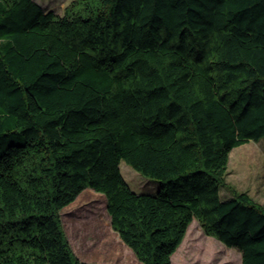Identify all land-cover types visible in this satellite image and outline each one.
<instances>
[{"label":"trees","instance_id":"obj_1","mask_svg":"<svg viewBox=\"0 0 264 264\" xmlns=\"http://www.w3.org/2000/svg\"><path fill=\"white\" fill-rule=\"evenodd\" d=\"M262 138L264 0H0V264H86L60 213L87 189L142 264H172L194 220L264 264V200L220 198Z\"/></svg>","mask_w":264,"mask_h":264},{"label":"rangeland","instance_id":"obj_2","mask_svg":"<svg viewBox=\"0 0 264 264\" xmlns=\"http://www.w3.org/2000/svg\"><path fill=\"white\" fill-rule=\"evenodd\" d=\"M34 1L45 12L62 16L75 0ZM263 164L264 138L235 148L230 153L220 198H230L231 188L239 193H247L254 201L262 203ZM120 171L135 193L154 195L159 191V183L142 177L124 162L120 164ZM80 197L60 213L63 230L74 255L89 264H141L112 230L105 197L90 189ZM172 264H242V258L236 248H227L217 239L206 235L200 223L194 220L183 243L173 255Z\"/></svg>","mask_w":264,"mask_h":264},{"label":"crops","instance_id":"obj_3","mask_svg":"<svg viewBox=\"0 0 264 264\" xmlns=\"http://www.w3.org/2000/svg\"><path fill=\"white\" fill-rule=\"evenodd\" d=\"M115 233V232H114ZM116 234V233H115ZM117 235V234H116ZM118 236V235H117ZM118 238H119V236H118ZM120 239V238H119ZM120 241H121V239H120ZM122 242V241H121ZM123 243V242H122ZM124 244V243H123ZM124 246L125 247H127L125 244H124ZM128 248V247H127ZM129 249V248H128ZM130 250V249H129ZM131 251V250H130ZM132 252V251H131ZM132 254H133V252H132ZM134 255V254H133ZM135 256V255H134ZM137 259V258H136ZM81 261V260H80ZM82 262H84V263H86V264H89L88 262H86V261H83L82 260ZM142 264V263H141Z\"/></svg>","mask_w":264,"mask_h":264}]
</instances>
